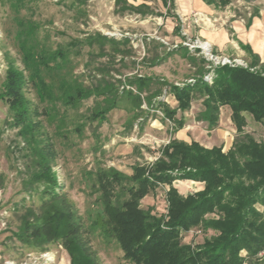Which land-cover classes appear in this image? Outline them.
<instances>
[{"label":"trees","instance_id":"16d2710c","mask_svg":"<svg viewBox=\"0 0 264 264\" xmlns=\"http://www.w3.org/2000/svg\"><path fill=\"white\" fill-rule=\"evenodd\" d=\"M12 1L22 5L35 0ZM161 1L172 5V0ZM204 1L221 8L230 2ZM114 5L117 13L146 14L144 10H149L143 3L133 5L126 0H114ZM173 31L180 33L178 24ZM106 43L110 44L111 60L120 55L119 61H123L131 55L127 38L116 40L96 33L70 40L52 51L41 50L34 57L23 54L27 75L12 63L7 64L1 99L7 103L10 125L18 129L27 146L31 166L23 191L30 194L35 189L40 194L38 208H24L18 229L12 235L39 250L48 243L59 242L69 256V264H98L72 203L59 191L61 184L54 170L56 153L49 140L39 138V124L33 118L37 112L30 109L23 92L26 79L54 109L58 102L75 110L83 100L92 98L93 104L84 119L98 124L107 119V113L120 101L127 100L137 112H142L143 103L148 110L159 109L173 123V130H177L183 127V112L197 95L202 109L195 118L206 122L207 129L216 127L220 107L230 109L236 132L230 147L224 151L222 146L206 148L196 141L187 143L172 138L160 148L156 160L149 165H133L129 175L113 167L97 170L94 186L103 214L102 232L115 240L122 257L133 264H264V141H257L244 131V113L256 122H264V62H259L248 46H243L250 56L247 67L217 64L206 68L205 58L195 57L181 44L149 62L159 64L179 50L190 62L197 61L193 80L181 85L144 74L127 76L122 81L113 78L104 65L95 67L99 76L93 75L91 83L85 85L64 71L71 57L80 55L84 46L97 47L98 55L107 57ZM210 72L209 82L204 76ZM163 86L166 94L174 97L175 107L160 98ZM83 126L81 122L74 129L81 133ZM179 179L202 182L203 188L182 195L172 184ZM159 185H167L168 189L166 213L157 215L152 208H141L140 200ZM194 227L215 233L200 244L182 242L181 233Z\"/></svg>","mask_w":264,"mask_h":264},{"label":"rangeland","instance_id":"374dc122","mask_svg":"<svg viewBox=\"0 0 264 264\" xmlns=\"http://www.w3.org/2000/svg\"><path fill=\"white\" fill-rule=\"evenodd\" d=\"M126 1L133 5L143 3L149 10H144L146 14L128 11L117 13L114 11V0H87L84 3L78 0H35L22 5L12 0H0V264H4L5 260L15 264H69V256L59 242L48 243L43 250H39L21 243L12 235L18 229L19 215L24 208H38L40 194L35 189L30 194L23 191L31 170L28 149L18 129L10 125L7 103L1 99L8 63L27 75L23 54L34 57L41 50L52 51L70 40L100 33L116 40L127 38V46H131L132 52L119 61L120 55L109 59L112 55L109 43L104 46L107 57L99 56L97 47L84 46L80 55L71 57L64 71L85 85L91 83L93 75L99 76L94 69L102 65L113 78H121L122 81L134 74L152 76L173 84L189 81L196 75L194 62L197 61L190 62L181 55L180 50L159 64H149L150 60L164 56L176 45H184L183 42L208 46L202 49L184 45L195 57L205 58L208 64H212L207 59V53H210L219 58L239 59L240 64L236 65L247 67L248 57L238 46L215 52L207 39L197 36V27L188 29L189 24L196 25L195 22L201 17L199 14L183 18L178 35L172 31L176 22L172 18L174 10L171 7L165 11L159 0ZM243 6L240 7L246 19V12L252 11V6L246 5L247 9H243ZM116 85L121 89L119 83ZM165 90L163 86L160 98L174 107L176 102L171 95L163 97L166 96ZM23 92L30 109L37 112L33 113V118L39 124V138L49 140L56 153L54 170L61 184L59 191L72 203L98 264L133 263L125 260L115 240L105 237L102 232L103 214L94 186V173L97 170L113 167L129 175L133 165H149L156 160L160 148L174 137L198 140L209 146H222L224 151L236 137L235 127L227 115L224 117L223 108L219 112L220 120L211 131H207L205 122L196 120V114L202 109L201 98L197 95L191 101L190 108L184 112L183 127L173 130V123L165 119L159 109L148 110L145 103L141 105L142 112H137L129 101H120L116 108L107 113V119L98 124L84 119L93 104L92 98L83 100L75 110L62 107L58 102L54 109L37 95L38 90L28 79ZM179 115L180 112H177L176 116ZM244 115V131L255 140L264 141V122L254 121L248 113ZM81 122L84 123L83 130L78 133L74 126ZM188 180H174L172 184L182 195L200 189L201 184ZM167 189V185L157 186L141 198L140 207L152 208V212L157 215L165 214ZM257 207L262 209L260 205ZM214 233L211 229L194 227L181 233V241L200 244Z\"/></svg>","mask_w":264,"mask_h":264},{"label":"crops","instance_id":"0c3cea01","mask_svg":"<svg viewBox=\"0 0 264 264\" xmlns=\"http://www.w3.org/2000/svg\"><path fill=\"white\" fill-rule=\"evenodd\" d=\"M159 1L161 2L165 11L169 10L168 9L169 3L163 4L161 0ZM241 5H244L243 9L248 8V6L246 5L252 6V11L246 12V16H247L246 19L244 18V15H242V13H244V10H242V7H240ZM170 7L174 10L173 15L177 16L178 19L177 21V19L172 17L176 22L172 27V31L174 30V27L177 24L178 26L180 25V23L182 25L183 18H188V16L192 14H199V16L201 17H199V19L195 22L196 25L189 24L188 29H190L192 26L197 27L198 28L197 36L207 39L214 47L215 52L221 51L226 47H229V49H231L230 47L233 48L238 46V48H240L244 53H246L249 59L250 58L249 54L243 48V46H248L251 52L258 57L259 62H264V2L263 0H252L249 2L244 0H230V2L222 8L217 7L212 3L208 4L204 0H172V5ZM159 16H161V14H159ZM177 34L180 35V33ZM177 46L178 45H176V48ZM192 80L193 79L186 82H190ZM181 84H176V85H181ZM167 95H171V94H166V96L163 95V97H167ZM172 98L174 99L173 96ZM163 100L167 102V100L165 99ZM167 103L169 104V102ZM170 107L173 108V106ZM222 108L225 111L224 117H226L227 115L228 118L230 119V109L227 106H222L220 107V110ZM184 112H183V118H184ZM211 130L212 129H207V131H211ZM174 138L178 140H182L187 143L191 141H196L206 148L216 146V145L209 146L198 140H186L184 138L180 139L178 137H174ZM191 182L201 184L200 189L203 188V183L198 181H191Z\"/></svg>","mask_w":264,"mask_h":264},{"label":"built area","instance_id":"2783aa9c","mask_svg":"<svg viewBox=\"0 0 264 264\" xmlns=\"http://www.w3.org/2000/svg\"><path fill=\"white\" fill-rule=\"evenodd\" d=\"M183 44L184 45H188L189 46V48H202V49H205V47L204 46H202L201 44H189V43H187V42H183ZM207 49V48H206ZM209 56H207V59L209 60V61H211V63L212 64H208L207 65V68H211V66L212 65H217V64H229V65H236V64H240L239 63V59H232V60H230L229 58H227V57H217V56H214V55H212V54H210V53H207ZM204 78L206 79V80H208L209 82L211 81V72L210 73H207L205 76H204ZM4 264H15L14 262H12V261H8V260H5L4 261ZM25 264V263H24Z\"/></svg>","mask_w":264,"mask_h":264},{"label":"bare ground","instance_id":"6f19581e","mask_svg":"<svg viewBox=\"0 0 264 264\" xmlns=\"http://www.w3.org/2000/svg\"><path fill=\"white\" fill-rule=\"evenodd\" d=\"M205 44H206V43H205ZM202 46H204V44H203ZM204 47H205V48H208V46H206V45H205Z\"/></svg>","mask_w":264,"mask_h":264}]
</instances>
